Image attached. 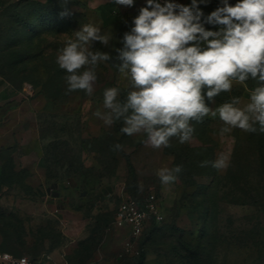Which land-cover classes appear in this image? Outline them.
Instances as JSON below:
<instances>
[{
    "label": "rangeland",
    "instance_id": "obj_1",
    "mask_svg": "<svg viewBox=\"0 0 264 264\" xmlns=\"http://www.w3.org/2000/svg\"><path fill=\"white\" fill-rule=\"evenodd\" d=\"M103 1L111 2L13 3L0 15V74L23 91L18 96L24 100L22 108H32L37 97L44 98L47 111L41 126L51 142L52 159L73 173L82 170L89 180L86 184L84 178L68 177L71 183L61 192L74 203L67 214L61 211L64 201L54 202L57 211L39 210L29 200L22 205L31 245L16 254L29 255L38 264H135L143 249L144 264H264L262 133L239 128L224 133V122L209 114L191 122L194 132L188 142L181 144L173 137L169 147L154 148L143 133H122L123 121L105 125L95 115L107 111L104 90L117 87L123 101L132 88L130 78L116 66L120 63L116 49L122 47L120 38L145 0H135L131 7L114 4L112 14L120 19L110 25L104 24L98 7ZM214 2L201 5L205 14L215 9ZM89 22L112 35L107 45L91 46L112 59L99 63L91 95L84 90L68 92L67 73L57 64V56L75 39V31ZM256 86L252 79L245 85L234 82L232 90L214 97L210 107L215 110L232 97L246 103ZM117 143L122 145L119 150L113 147ZM221 155L228 166L216 169L210 162ZM205 161L209 163L202 166ZM176 165L182 166L178 178L163 184L159 172ZM41 180L31 168L27 183L40 188ZM148 192L159 194L163 221L139 236L116 228L114 213L121 200ZM47 194L54 200L51 191ZM1 200L6 208V197ZM65 217L71 219L69 224L61 220Z\"/></svg>",
    "mask_w": 264,
    "mask_h": 264
},
{
    "label": "clouds",
    "instance_id": "obj_2",
    "mask_svg": "<svg viewBox=\"0 0 264 264\" xmlns=\"http://www.w3.org/2000/svg\"><path fill=\"white\" fill-rule=\"evenodd\" d=\"M112 2L135 4V0ZM209 3L145 0L130 30L120 38L122 47L116 49L115 59L120 62L116 66L130 78L132 88L123 101L117 87L104 90L107 111L95 115L105 125L123 121L122 133H143L154 148L169 147L173 137L181 144L188 142L194 132L191 122L209 114L224 122V133L235 128L264 133V0H219L205 14L201 5ZM110 39V33L91 22L75 31V39L57 56V64L67 73L66 91L93 93L99 63L112 57L91 46L107 45ZM249 79L257 86L250 90L248 102L232 97L212 110L214 97L230 92L234 82L245 85ZM113 147L119 150L122 145ZM210 163L216 169L228 166L223 155ZM181 171V165L162 169L160 180L174 182Z\"/></svg>",
    "mask_w": 264,
    "mask_h": 264
},
{
    "label": "crops",
    "instance_id": "obj_3",
    "mask_svg": "<svg viewBox=\"0 0 264 264\" xmlns=\"http://www.w3.org/2000/svg\"><path fill=\"white\" fill-rule=\"evenodd\" d=\"M31 1L44 3L48 0H0V15L4 9L13 3ZM110 1L112 2V0ZM105 3L103 1L98 7H104ZM20 94H23V91L12 86L8 80L0 75V176L2 175L1 166L6 160L4 156L9 155L14 160L17 169L30 170L35 168L41 175L42 180L40 183L42 185L40 188L30 184L27 187L21 185H0V202L3 205L4 202H2L1 198L6 197L8 202L6 208L9 207V210H14L22 217H25L26 213L22 205L27 200L34 203L35 208L39 210L43 208L50 210L51 208L52 211L53 207L54 211L58 210L55 207L57 201H64L66 202V207L61 211L67 214L70 208L69 205L74 203V199L69 196L64 199L66 195L61 191H64L70 183L67 180L49 178L46 175L45 146L48 140L42 138L39 131V116L45 109L43 108L45 100L37 97L35 102H33L32 108H22L24 100L22 98L19 99L18 96ZM27 133L30 134L28 137L25 136ZM48 191H51L55 201L47 198L50 195L47 194ZM76 202L78 203V200ZM61 220L69 224L71 219L65 217Z\"/></svg>",
    "mask_w": 264,
    "mask_h": 264
},
{
    "label": "trees",
    "instance_id": "obj_4",
    "mask_svg": "<svg viewBox=\"0 0 264 264\" xmlns=\"http://www.w3.org/2000/svg\"><path fill=\"white\" fill-rule=\"evenodd\" d=\"M54 1L55 0H48L44 3L43 2H37V1L18 2V3H27V4L46 6V5H48ZM230 1H233V3H235V0H230ZM218 3H219V0H216V2H214V6L217 7ZM113 7H114L113 2H109V3L105 4L104 7H102L101 14H102L103 22L105 25H110V24L116 23L120 19L118 15L112 14ZM0 75L6 79V77L4 75H2V74H0ZM6 80H8V79H6ZM9 83H10V81H9ZM44 111H47L46 108L44 109ZM44 111H42L40 113V116H39V131H40V135L42 138L47 137L45 134L42 133V126H41V121L43 118L42 113ZM262 135H263V139H264V133H262ZM50 146H51V142H48L45 146V158L47 161L46 175L49 178L67 180L69 183H71V180L69 178L71 176L76 175V177L78 176L80 178H84L83 181H84V183L87 184L89 180H88V178H86V176H87L86 173H84L82 170L78 171V173H77V171H76V173H73L72 170H69L66 168L63 169L61 166L55 164V162L52 159V156L50 154ZM4 157L6 160H4V162L1 166L2 167V175L0 176V185H4V184L10 185V186L21 185V186L27 187L28 183L26 181V177L28 175L29 170L24 169V168L17 169V166H16L14 160L9 155H5ZM145 195L138 197L137 199H141ZM158 196H159V194H158ZM158 222H161V221L153 220L149 226L157 225ZM29 236H30V233H29V231L26 230L25 218L22 217L21 215H19V213H17L14 210H7L6 208L3 207V205L0 202V237H1L0 250L8 251V252L13 253L14 255L21 256V254L18 255L16 253L20 248H25L27 245L28 246L31 245V244H28L29 243L28 242ZM36 241H38V239H35V242ZM29 257L31 259H33L36 264H38L34 258H32L31 256H29ZM145 258H146V253L142 249L140 251L138 260L135 264H144Z\"/></svg>",
    "mask_w": 264,
    "mask_h": 264
},
{
    "label": "built area",
    "instance_id": "obj_5",
    "mask_svg": "<svg viewBox=\"0 0 264 264\" xmlns=\"http://www.w3.org/2000/svg\"><path fill=\"white\" fill-rule=\"evenodd\" d=\"M163 219L161 199L157 193L150 192L141 199L130 196L123 198L115 210L113 225L119 229H127L132 236H139L153 220ZM126 244L130 245L131 242L128 240ZM0 264L36 263L28 255L17 256L0 250Z\"/></svg>",
    "mask_w": 264,
    "mask_h": 264
}]
</instances>
